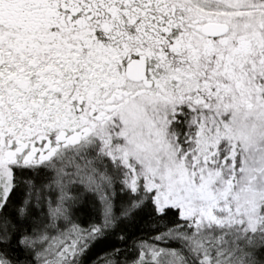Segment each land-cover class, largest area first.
<instances>
[{"label": "snow or ice", "instance_id": "snow-or-ice-1", "mask_svg": "<svg viewBox=\"0 0 264 264\" xmlns=\"http://www.w3.org/2000/svg\"><path fill=\"white\" fill-rule=\"evenodd\" d=\"M0 264H264V0H0Z\"/></svg>", "mask_w": 264, "mask_h": 264}]
</instances>
